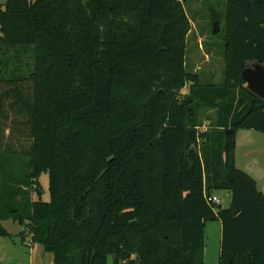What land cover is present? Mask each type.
Wrapping results in <instances>:
<instances>
[{
  "label": "trees",
  "instance_id": "obj_1",
  "mask_svg": "<svg viewBox=\"0 0 264 264\" xmlns=\"http://www.w3.org/2000/svg\"><path fill=\"white\" fill-rule=\"evenodd\" d=\"M187 1L0 5V237L18 223L53 264H204L218 220V264H264V194L234 155L239 129L264 145L241 78L264 65V0H225L220 84L186 71ZM221 190L236 215L206 201Z\"/></svg>",
  "mask_w": 264,
  "mask_h": 264
},
{
  "label": "rangeland",
  "instance_id": "obj_2",
  "mask_svg": "<svg viewBox=\"0 0 264 264\" xmlns=\"http://www.w3.org/2000/svg\"><path fill=\"white\" fill-rule=\"evenodd\" d=\"M6 0H0L3 5ZM187 16L191 23V32L187 38L186 71L199 73L210 79V82L220 84L223 81V48H224V23H225V0H188L184 2ZM216 14L218 21L213 20ZM217 22L218 32L213 33V24ZM199 67V68H198ZM202 70V71H199ZM186 93V90L183 91ZM201 117L208 116L215 119L214 109L200 111ZM205 123H208L209 118ZM207 124L200 127L206 129ZM235 165L238 169L259 176L260 186L264 185V145L263 134L254 129L240 130L236 135ZM40 184L45 191L42 192V199H49L48 177L43 173L40 176ZM217 197L223 207H229V194L226 191H217ZM33 197H37L33 193ZM12 238L0 237V264H53L52 254L45 252L41 245L31 249L28 246V238L24 242L20 240L19 233L22 227L18 223L8 221L4 224ZM220 222L211 220L206 222L204 227L206 260H215V251L220 240ZM31 247V246H30ZM29 261V262H30ZM111 264V258H108Z\"/></svg>",
  "mask_w": 264,
  "mask_h": 264
},
{
  "label": "water",
  "instance_id": "obj_3",
  "mask_svg": "<svg viewBox=\"0 0 264 264\" xmlns=\"http://www.w3.org/2000/svg\"><path fill=\"white\" fill-rule=\"evenodd\" d=\"M218 24L214 22L213 33L218 32ZM241 78L245 82L247 88L264 100V65L259 62H252L249 66L241 72ZM195 151V148H192ZM228 209L232 215H236L238 209L233 205H229Z\"/></svg>",
  "mask_w": 264,
  "mask_h": 264
},
{
  "label": "crops",
  "instance_id": "obj_4",
  "mask_svg": "<svg viewBox=\"0 0 264 264\" xmlns=\"http://www.w3.org/2000/svg\"><path fill=\"white\" fill-rule=\"evenodd\" d=\"M199 68V67H198ZM184 90H186V87L182 90V92L184 91ZM206 121H204V123H203V125H206L207 123H205ZM240 130H249V129H239L238 131H240ZM238 131H237V133H238ZM237 133H236V135H237ZM244 172H246V171H244ZM248 175H250L254 180H255V182H256V187H257V190L258 191H261L263 194H264V185H262V186H260V184H259V176H261V172L260 171H258L257 172V174H256V176H254V175H252L251 173H249V172H246ZM259 175V176H258ZM43 190H44V188H43ZM45 191V190H44ZM221 191H226L228 194H229V205H230V193H229V191H227V190H221ZM217 192H215V193H213L214 195H217L216 194ZM43 200L44 201H48V199H45V198H43ZM228 205V206H229ZM8 221H12V220H5V221H2L1 222V224H2V226L9 232V230L7 229V227L4 225L6 222H8ZM13 222V221H12ZM13 223H15V222H13ZM220 226H221V224H220ZM11 234V233H10ZM220 241H221V228H220V240H219V242H218V248L216 249V251H215V256L213 257L215 260H213L212 262H208L205 258H206V253H203L204 252V248H203V252H202V260H203V263L204 264H218V257H219V252H220ZM204 246H205V235H204ZM26 247L28 248L29 246H27L26 245ZM30 248V250L31 249H36V248H38V251L40 252V250L41 249H39L40 247H38L37 246V244H32L31 245V247H29ZM43 248V247H42ZM29 261H30V258H29ZM28 261V263L29 264H32V262L30 261L29 262Z\"/></svg>",
  "mask_w": 264,
  "mask_h": 264
},
{
  "label": "built area",
  "instance_id": "obj_5",
  "mask_svg": "<svg viewBox=\"0 0 264 264\" xmlns=\"http://www.w3.org/2000/svg\"><path fill=\"white\" fill-rule=\"evenodd\" d=\"M205 199L208 203L211 204H216V205H221L220 204V199L217 197V195H214L213 193L210 195H205Z\"/></svg>",
  "mask_w": 264,
  "mask_h": 264
}]
</instances>
